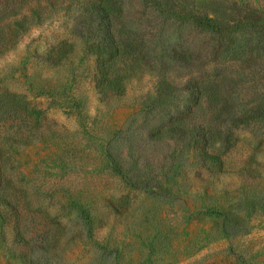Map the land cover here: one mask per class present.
I'll return each instance as SVG.
<instances>
[{
  "label": "rangeland",
  "instance_id": "rangeland-1",
  "mask_svg": "<svg viewBox=\"0 0 264 264\" xmlns=\"http://www.w3.org/2000/svg\"><path fill=\"white\" fill-rule=\"evenodd\" d=\"M100 1L0 0V264H264V0Z\"/></svg>",
  "mask_w": 264,
  "mask_h": 264
},
{
  "label": "trees",
  "instance_id": "trees-1",
  "mask_svg": "<svg viewBox=\"0 0 264 264\" xmlns=\"http://www.w3.org/2000/svg\"><path fill=\"white\" fill-rule=\"evenodd\" d=\"M118 2L113 0V2H109V3H104L103 1H100V5H99V16L101 19V23L109 26L111 23V19L113 17V15H117V13L120 12V8L119 11L118 10ZM66 46H68V44H66ZM108 79H102L99 83L98 86L100 87V90L103 92L104 91V87L103 85L105 84V82ZM110 82V81H109ZM118 91H121V86H119V88L117 89Z\"/></svg>",
  "mask_w": 264,
  "mask_h": 264
}]
</instances>
